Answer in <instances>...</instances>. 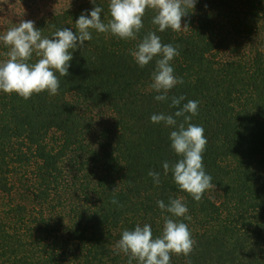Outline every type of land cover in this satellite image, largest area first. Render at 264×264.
<instances>
[{
  "label": "trees",
  "instance_id": "obj_1",
  "mask_svg": "<svg viewBox=\"0 0 264 264\" xmlns=\"http://www.w3.org/2000/svg\"><path fill=\"white\" fill-rule=\"evenodd\" d=\"M95 3L106 23L109 0ZM93 6L0 0V35L21 19L43 37L75 31ZM187 12L188 28L159 32L147 9L136 40L91 29L69 75L56 73V95L0 92V264H128L115 248L122 232L149 224L159 237L165 216L186 223L196 242L170 264H264V0H196ZM150 31L179 52L170 64L183 83L166 101L150 88L159 57L141 68L130 55ZM8 50L0 42V61ZM173 96L185 97L181 106L198 101L190 123L204 129L203 164L215 185L200 201L163 172V162L179 159L175 129L150 117L178 110ZM149 171L160 173L159 185ZM170 197H183L190 220L159 209Z\"/></svg>",
  "mask_w": 264,
  "mask_h": 264
},
{
  "label": "clouds",
  "instance_id": "obj_2",
  "mask_svg": "<svg viewBox=\"0 0 264 264\" xmlns=\"http://www.w3.org/2000/svg\"><path fill=\"white\" fill-rule=\"evenodd\" d=\"M91 2L94 5L92 10L86 14L82 12L76 19L75 31L64 27L57 29L51 38L43 37L34 21L21 19L17 26L0 35V42L9 48L4 54L7 59L0 61V92L16 93L25 100L34 93L46 90L50 95H56L60 86L56 73L60 77L69 75L72 52L83 48L85 42L92 39L91 29L124 40H136L144 27L142 18L145 11L152 9L155 14L151 23L158 26L159 32L165 29L180 31L188 28L187 25L182 28V17L188 14L187 9H193L196 4V0H109L110 18L105 23L101 19L104 9L95 0ZM33 53L38 59L35 63H28ZM130 55L141 68L159 57L155 61L150 84V88L158 93L155 100H168L169 91L183 83L170 64L179 55L177 47L162 43L156 32L150 31L144 35L135 49L130 50ZM184 100V96L171 97L170 107L178 110L173 114H153L150 120L154 124L163 122L165 126L175 129L170 132L169 140L171 149L179 159L175 163L163 162V172L165 175L171 172L178 188L190 194L195 201H200L203 193L215 185L203 164L202 154L207 144L204 129L190 123L192 117L198 114V101L188 100L181 106ZM181 117L183 120L178 122ZM148 175L159 185L160 173L149 171ZM112 203L117 204L118 201L113 199ZM157 206L171 217L191 219L187 215L188 208L183 197H170L167 204L158 200ZM195 243L186 223L165 216L159 237L153 238L151 225L138 224L134 230L122 232L115 248L128 256V264H132L133 260L138 264H170L171 254L189 257ZM187 264H191V261L188 260Z\"/></svg>",
  "mask_w": 264,
  "mask_h": 264
},
{
  "label": "rangeland",
  "instance_id": "obj_3",
  "mask_svg": "<svg viewBox=\"0 0 264 264\" xmlns=\"http://www.w3.org/2000/svg\"><path fill=\"white\" fill-rule=\"evenodd\" d=\"M0 20L2 21V20H4V18L0 16ZM1 27L2 26H1V23H0V29H1ZM0 32H1V30H0Z\"/></svg>",
  "mask_w": 264,
  "mask_h": 264
}]
</instances>
